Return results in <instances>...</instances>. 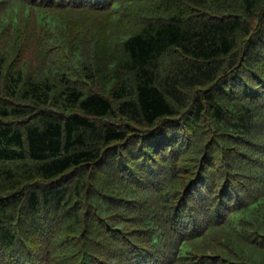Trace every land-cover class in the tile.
Listing matches in <instances>:
<instances>
[{
    "label": "trees",
    "instance_id": "obj_1",
    "mask_svg": "<svg viewBox=\"0 0 264 264\" xmlns=\"http://www.w3.org/2000/svg\"><path fill=\"white\" fill-rule=\"evenodd\" d=\"M0 264H264V0H0Z\"/></svg>",
    "mask_w": 264,
    "mask_h": 264
},
{
    "label": "rangeland",
    "instance_id": "obj_2",
    "mask_svg": "<svg viewBox=\"0 0 264 264\" xmlns=\"http://www.w3.org/2000/svg\"><path fill=\"white\" fill-rule=\"evenodd\" d=\"M41 23H42V26H45V27H47V28H52V29H54L55 22H53V21L50 20V19H48V20H44V19L42 18Z\"/></svg>",
    "mask_w": 264,
    "mask_h": 264
}]
</instances>
